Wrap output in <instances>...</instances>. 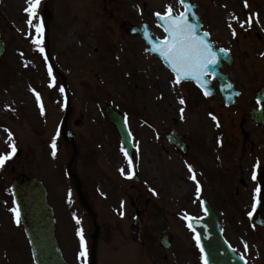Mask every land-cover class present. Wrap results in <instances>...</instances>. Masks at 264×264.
Instances as JSON below:
<instances>
[{"label":"rangeland","instance_id":"1","mask_svg":"<svg viewBox=\"0 0 264 264\" xmlns=\"http://www.w3.org/2000/svg\"><path fill=\"white\" fill-rule=\"evenodd\" d=\"M46 1L29 26L27 0H0V38L7 44L0 60V155L10 154L13 143L22 151L0 168V216L13 209L10 186L17 176L39 178L67 262L89 264L80 256L77 233L83 229L88 248L93 225L87 224L65 176L73 152L60 131L68 93L69 126L82 152L72 169L89 184L106 226L100 227L97 264H201L186 217H203L206 198L229 235L236 234L227 221L246 222L254 195L251 173L257 162L264 167V130L248 116L258 104L257 89L264 86V0H247V7L245 0H191L216 47L232 53L233 64L222 72L242 95L229 108L220 96L207 98L194 85L175 84L173 74L146 52L145 42L129 33L146 23L154 38L164 39L155 13H166L169 5L174 14L182 13L180 0H52L49 54L60 73L57 78L52 71L54 84L45 61L47 22L41 11ZM41 21L38 34L35 25ZM34 40H42L43 53ZM109 105L132 133L139 182L129 178L124 146L106 114ZM76 120L79 127L73 125ZM170 130L189 145L187 156L167 140ZM54 141L62 143L55 156ZM137 209L143 221L140 242L133 225ZM164 234L171 239L170 251L159 244Z\"/></svg>","mask_w":264,"mask_h":264},{"label":"water","instance_id":"2","mask_svg":"<svg viewBox=\"0 0 264 264\" xmlns=\"http://www.w3.org/2000/svg\"><path fill=\"white\" fill-rule=\"evenodd\" d=\"M195 10L196 8L191 6V10L188 13V18L192 17L195 20L192 24L196 26L197 35L202 37L207 42V39L202 36L198 30V18L194 14ZM44 17L49 18L50 20L52 19V16L46 13H44ZM159 22L162 25V22L160 20ZM137 34L145 38V27L144 30H138ZM145 40L151 47L150 53L159 56L167 65L166 61L159 55V53L152 50L153 45L150 44L147 39ZM212 50L214 51L213 47ZM4 52L5 45L0 41V57L3 56ZM214 52L218 57V63L211 69V73H214V75L206 74L204 77V81H206V83H204L203 81L201 83H198L195 80L193 81L200 85V87L204 91L206 89L211 93L210 95H212L215 91L212 88V81L208 80L207 78L208 75H212L213 80L219 81L221 85V92L227 100V103L232 104L235 100V96H237L238 93L235 92L233 85L228 81V78L226 76H223L219 71V68L221 67V61L225 60L229 63L230 60L227 56L224 55V52ZM259 100L264 101V89L260 92ZM108 112L111 120L118 128L120 135L124 143L126 144V147L131 152L132 143L130 142V135L123 122L122 117L119 114L113 112L111 109H108ZM66 119L67 117L65 118V121ZM255 119L261 125H264L263 116ZM64 129L67 131L66 125L64 126ZM67 137L70 138L71 136L67 134ZM168 138L170 139L171 143H173L183 153L187 152L186 145L180 143V139L175 132L169 133ZM19 154L20 153H18V155ZM77 189L84 211L86 213H91V209L86 202L82 192L80 191L78 181ZM12 191L19 213L22 217L23 224L32 245L33 257L36 261V264H66L55 238V221L53 218V212L47 203V193L43 184L36 179H30L23 175L15 181L12 187ZM205 208L207 211V217L205 219H190L189 222L192 224L197 236L199 237L200 246L201 248H203V253L207 264H241L240 260L236 258L222 242L218 219L213 213L212 209L209 207L208 203L205 204ZM138 221L140 222V220L137 219L136 222ZM94 239L95 242L93 245V252H95L97 233L95 234ZM161 243L166 248L170 247L168 237H163L161 239Z\"/></svg>","mask_w":264,"mask_h":264},{"label":"snow or ice","instance_id":"3","mask_svg":"<svg viewBox=\"0 0 264 264\" xmlns=\"http://www.w3.org/2000/svg\"><path fill=\"white\" fill-rule=\"evenodd\" d=\"M28 7L25 9V12L28 13L29 19L27 21L29 26H33V20L37 16V9L40 5L41 0H27ZM182 4H184V0H180ZM245 6L247 7V0H245ZM185 8L187 11L182 13L181 15H174L173 8L171 5L167 6L166 13L162 14L160 12L155 13L158 20L162 22V26L164 27V31L167 33V37L163 41L155 40L151 34L147 31V27H145V39L148 40L150 44L153 45L152 50L159 53V55L166 61L167 66L171 69V71L175 75V84H180L182 81L195 80L198 83L204 81V77L206 74L211 73V69L215 67L218 63V57L216 53L212 50L211 45L206 42L202 37L198 36L196 33V26L189 21L188 13L191 10L190 4H185ZM251 22V17L249 18V23ZM36 32L38 34H42L43 31V22L35 25ZM235 31L233 35H235ZM205 36L208 33L204 34ZM39 47V51L41 53L44 52V48L40 46L42 44V40H34ZM221 51H225L221 49ZM45 60H47V56H45ZM49 76L53 79V84L55 77L52 74V66H48ZM35 91V90H33ZM60 91L63 92L64 89L61 87ZM37 101L40 102L41 111L43 112V104L40 100V94L38 92L35 93ZM211 93L205 89L204 95L208 96ZM180 104L183 105L185 101L183 98L180 99ZM181 114L183 115V109H181ZM213 119L216 118L213 116ZM217 126H219L217 124ZM53 153L55 156V141L52 144ZM11 153L0 155V168H2L5 162L11 158L12 155L16 152L15 144L11 145ZM123 150V149H122ZM125 156L128 157V153L124 150ZM129 167H132V158L128 157ZM259 167V162H257V166ZM189 171L192 173V180L196 181V173L195 170L192 169L191 165H189ZM121 173H124V169H121ZM131 178V174L129 175ZM252 179L257 180V173L254 171L252 174ZM197 193L201 191L199 183L197 182L196 187ZM256 196L259 197L261 194V188L258 186L255 189ZM255 207V205H254ZM15 214L16 223H20V214L18 208L12 209ZM251 215V214H250ZM186 219H191L190 217H186ZM79 224L80 221L77 220ZM189 228H192V224L189 223ZM195 231V229H193ZM80 237L81 249L80 256L87 257V242L83 235V229L78 230L77 233ZM200 240L197 237V244L199 245ZM247 245L245 244V249H247ZM203 251V248H201ZM207 264V261H205Z\"/></svg>","mask_w":264,"mask_h":264},{"label":"flooded vegetation","instance_id":"4","mask_svg":"<svg viewBox=\"0 0 264 264\" xmlns=\"http://www.w3.org/2000/svg\"><path fill=\"white\" fill-rule=\"evenodd\" d=\"M260 216L264 220L263 202ZM0 220V264H34L29 255V245L21 222L16 223L15 216L2 217ZM256 216L245 222L255 231L244 232L236 228V234L227 238L234 251L246 260V264H264V229L256 226ZM243 223V225L245 224ZM245 244L248 246L245 249Z\"/></svg>","mask_w":264,"mask_h":264},{"label":"bare ground","instance_id":"5","mask_svg":"<svg viewBox=\"0 0 264 264\" xmlns=\"http://www.w3.org/2000/svg\"><path fill=\"white\" fill-rule=\"evenodd\" d=\"M261 22H264V17H263V20H261ZM245 166V165H244ZM176 186L174 185V188H175ZM181 187V186H180ZM181 190H182V187H181Z\"/></svg>","mask_w":264,"mask_h":264}]
</instances>
